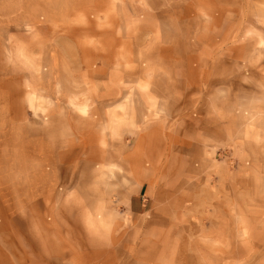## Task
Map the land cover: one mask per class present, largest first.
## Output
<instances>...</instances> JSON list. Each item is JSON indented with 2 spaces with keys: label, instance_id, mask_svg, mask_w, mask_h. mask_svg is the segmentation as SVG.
Listing matches in <instances>:
<instances>
[{
  "label": "rangeland",
  "instance_id": "obj_1",
  "mask_svg": "<svg viewBox=\"0 0 264 264\" xmlns=\"http://www.w3.org/2000/svg\"><path fill=\"white\" fill-rule=\"evenodd\" d=\"M0 264H264V0H0Z\"/></svg>",
  "mask_w": 264,
  "mask_h": 264
},
{
  "label": "bare ground",
  "instance_id": "obj_2",
  "mask_svg": "<svg viewBox=\"0 0 264 264\" xmlns=\"http://www.w3.org/2000/svg\"><path fill=\"white\" fill-rule=\"evenodd\" d=\"M86 225L89 230L91 231H99L98 229L103 227L105 225L104 220L99 218H91L88 217V220L86 221Z\"/></svg>",
  "mask_w": 264,
  "mask_h": 264
}]
</instances>
